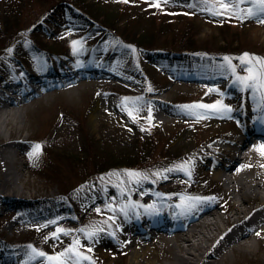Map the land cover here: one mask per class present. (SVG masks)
<instances>
[{
  "label": "rangeland",
  "instance_id": "374dc122",
  "mask_svg": "<svg viewBox=\"0 0 264 264\" xmlns=\"http://www.w3.org/2000/svg\"><path fill=\"white\" fill-rule=\"evenodd\" d=\"M77 1L0 0L3 74L18 62L29 71L45 57L56 64L53 77L63 79L71 72L63 64L79 68L93 63V54L92 70L99 73H77L70 87L53 84L38 103L39 93L28 96L22 118L2 123L4 139L15 136L23 148L9 155L20 179L3 187L18 197L12 205L0 197V253L12 258L9 264H134L136 244L129 240L139 233L127 232L138 227L159 239L146 221L156 215L154 207L170 209L166 220L178 221L213 204L223 225L235 197L224 179L212 181L213 166L202 165L199 177L188 180L168 181V170L187 173L191 161H206L242 125L264 124V79L247 87L264 72L255 59L264 58L259 0L226 10L218 0ZM94 4L105 9L96 12ZM147 33L150 40L137 39ZM4 77L9 74H0V89ZM152 96L162 99L159 116ZM97 99L102 107L91 119ZM253 135L238 173L258 177L264 148L250 145ZM121 157L130 163L114 162ZM103 164L107 169L98 170ZM145 184L162 189L151 197L139 191ZM166 236L165 247L175 248L174 235ZM153 246L156 259L164 247ZM244 254L240 264H254L260 255Z\"/></svg>",
  "mask_w": 264,
  "mask_h": 264
},
{
  "label": "bare ground",
  "instance_id": "6f19581e",
  "mask_svg": "<svg viewBox=\"0 0 264 264\" xmlns=\"http://www.w3.org/2000/svg\"><path fill=\"white\" fill-rule=\"evenodd\" d=\"M17 65L19 64L17 63ZM87 68L88 71L82 70L81 73L99 74L93 72L89 67ZM8 71L9 78L3 79L4 86L0 89V157L2 158L0 160V197L5 196L4 202L12 205L18 196L15 193H5L3 187L13 186L20 179V167L15 165L17 160L13 161L10 156L14 152L22 151L23 148L22 141L15 136L11 139H4L2 123H6L10 117L22 118L21 116L28 108V96L39 93L36 97L32 96L35 97V102L38 103L41 101L43 94L48 95V90L45 91V88H49L53 84L55 86L64 84L68 87L72 86L71 83L77 77V73L74 71L66 72L63 74V79H61V75L57 79L44 78L38 84H33L32 81L38 79L37 74L33 71H26L22 66H18L17 69L8 68ZM44 73L55 76L54 69L51 68ZM157 97L152 96L149 98V104L154 106L153 112L156 116H159L164 109L161 103L162 99ZM101 107L100 100L94 101L88 111L91 119L97 116ZM162 119L163 122L167 121L166 117H162ZM258 127L256 125L253 127L242 125L232 132L233 135L229 142L213 146L212 149L215 154L212 153L206 161L200 160L197 163L191 161V170L187 173L177 172L173 170V167L168 170V176L166 177L168 181H176L182 178L188 180L189 178L199 177L198 172L202 171V165L213 166L211 177L213 179H224L227 190H230L233 197H235L222 218L223 225H219L216 220L219 215L216 205L213 204L201 206L185 220L176 221L173 226L171 221L169 223L165 219L154 220L152 217H147L146 220L149 224H152V227L159 230L161 237L155 239L153 232L142 231L138 227L128 230L127 234L139 233L137 237L129 240L131 244H136L131 259L134 264H158V261L161 264H240L241 259L245 256L244 253L257 252L260 255L252 261L254 264H264V175H259V180L252 173L249 175L238 173V167L241 166L242 168L240 154L242 152L249 153L250 151L247 146L250 134L258 132L256 133L257 138L263 137L264 139V125L262 128ZM12 147L16 148L11 149ZM18 164H20V161ZM164 183L160 181L158 184L163 185ZM162 185H158V189H154L149 184L141 185L139 191L149 193L151 196L158 195L157 191L162 189ZM170 227H173L172 233L168 230ZM166 234L174 235L177 241L175 248L173 246L170 247L172 249L165 247ZM154 241H158L164 247V252L160 253L156 259L153 258L155 253ZM165 258L166 260H163ZM1 260L2 264H9L12 258L3 256Z\"/></svg>",
  "mask_w": 264,
  "mask_h": 264
},
{
  "label": "snow or ice",
  "instance_id": "6c2138e0",
  "mask_svg": "<svg viewBox=\"0 0 264 264\" xmlns=\"http://www.w3.org/2000/svg\"><path fill=\"white\" fill-rule=\"evenodd\" d=\"M124 2H127V0H124ZM218 2H220L221 7L226 10L228 7H236L237 4L239 2H243V0H218ZM249 2H252V0H249ZM156 6L158 7L159 5H156ZM259 11L264 12V0H259ZM214 14L218 15L220 13H214ZM247 14L251 16V15H254L255 13L251 9H249ZM261 22H264V21H261ZM245 56H248V54L246 53ZM225 59H228V58L226 57ZM255 59L257 63L264 66V58H255ZM249 79L251 80V83H249L247 87L250 89H255L257 81L264 79V72L259 73L257 76H252ZM260 87L264 88V82L260 83ZM201 107H215V106L202 105ZM261 147L264 148V146H261ZM39 255L43 256L44 253H40ZM84 259H88V257H84Z\"/></svg>",
  "mask_w": 264,
  "mask_h": 264
},
{
  "label": "trees",
  "instance_id": "16d2710c",
  "mask_svg": "<svg viewBox=\"0 0 264 264\" xmlns=\"http://www.w3.org/2000/svg\"><path fill=\"white\" fill-rule=\"evenodd\" d=\"M80 1H85V0H80ZM80 1H77V2H80ZM104 9L105 8H103L102 6H98V5L94 4V11H96V12L98 11L100 13V12H103L102 10H104ZM104 14H106L109 19L113 18V22L116 20V19L114 20L115 17H114V15L112 13L107 12V11H104ZM123 30H122V28L120 29V31H122V33L125 32V30L124 31ZM152 37H153V34L147 33V34H144L143 36H140L137 39L139 41H147V40H150ZM114 162L115 163H130L129 161L126 160V158L124 159V157L117 158ZM100 169L101 170H105V169H107V167L104 166V164H103V165H101V166L98 167V170H100Z\"/></svg>",
  "mask_w": 264,
  "mask_h": 264
}]
</instances>
